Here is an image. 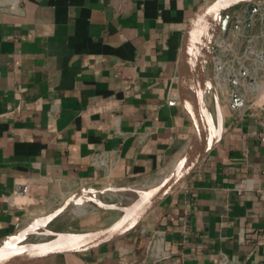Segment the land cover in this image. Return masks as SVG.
Instances as JSON below:
<instances>
[{
	"label": "crops",
	"instance_id": "0c3cea01",
	"mask_svg": "<svg viewBox=\"0 0 264 264\" xmlns=\"http://www.w3.org/2000/svg\"><path fill=\"white\" fill-rule=\"evenodd\" d=\"M211 1L0 0V240L82 188L142 187L186 152L177 43ZM222 113L212 150L135 229L32 264H264V143Z\"/></svg>",
	"mask_w": 264,
	"mask_h": 264
},
{
	"label": "water",
	"instance_id": "95a60500",
	"mask_svg": "<svg viewBox=\"0 0 264 264\" xmlns=\"http://www.w3.org/2000/svg\"><path fill=\"white\" fill-rule=\"evenodd\" d=\"M261 1L264 0H213L210 4L197 12L180 33L177 43L175 82L178 101L191 125L190 143L186 152L181 156H184L183 163L165 179L142 194V196L126 210H118L121 212L120 216L106 227L81 233L68 234H56L48 231L51 234L60 236L61 238L55 240L46 239L43 242L37 243H29L27 241V245L20 248L5 247L6 244L11 242L13 239L18 236H25L35 227H41L44 229L50 221L54 220L62 211L65 210L67 205L73 203L76 195L79 194L82 189H89L82 188L65 201H62L57 208L46 216L39 217L23 225L22 227L16 229L12 234L1 239L0 264H32L50 258L87 253L113 242L135 229L155 208H157L188 178V176L198 166L200 161L216 144L219 136L214 138V135L221 126L222 112L229 113L234 116V114L240 111L243 105V96L237 94L233 95V104L230 106V109L227 106L222 105L211 81L204 86L202 85L201 91L204 99L199 98L198 91L194 88V85H192L190 81L193 66L191 65L193 62L190 57L192 46L198 40L202 42L206 35V31L211 25L220 19H222V22L225 23V18H222V15H224L227 11L236 7L251 5ZM218 29L219 27L214 32V39L217 36ZM258 44L260 43H257V45ZM212 46L213 43L210 45L211 54ZM262 51L263 52L259 59L260 62L264 61V44L262 45ZM208 77L211 79L210 73ZM207 95H210L213 99V106L215 108V111H212L213 113L210 109H208L207 113H205L206 110L204 108V102L207 103L205 98ZM222 107L224 110H222ZM212 114L215 115V120L218 124L217 126L213 125ZM28 238L29 237H27L26 240H28Z\"/></svg>",
	"mask_w": 264,
	"mask_h": 264
},
{
	"label": "built area",
	"instance_id": "2783aa9c",
	"mask_svg": "<svg viewBox=\"0 0 264 264\" xmlns=\"http://www.w3.org/2000/svg\"><path fill=\"white\" fill-rule=\"evenodd\" d=\"M248 9L260 12L261 19L264 20V1L248 5ZM245 21L234 19L225 26L220 37L216 36L212 46L213 59L209 65V73L217 87L222 105L230 109L233 95L243 96V105L236 115L240 119L246 116L253 120L260 129L256 134L264 143V61L259 60L263 52L264 23H259L258 29L252 31L245 25ZM238 47L240 50L237 56L230 58L229 53ZM220 57L224 58V61H221ZM110 161L111 157L100 151L93 157L92 164L95 167H105ZM260 197L264 200L263 192Z\"/></svg>",
	"mask_w": 264,
	"mask_h": 264
},
{
	"label": "bare ground",
	"instance_id": "6f19581e",
	"mask_svg": "<svg viewBox=\"0 0 264 264\" xmlns=\"http://www.w3.org/2000/svg\"><path fill=\"white\" fill-rule=\"evenodd\" d=\"M222 22L217 21L213 25L209 27L206 31V35L202 42L198 40L192 46L190 57L193 62L192 70H191V83L194 85V88L198 91V95L200 99H204L203 93L201 91L202 85L204 86L210 81L213 83L215 90L217 92V87L213 81V79H209L206 76V67L210 64L213 55L210 53V45L214 43L215 39L213 38L215 30L219 26H221ZM219 81V79H218ZM206 98V96H205ZM203 102V100H202ZM209 103L204 102L205 113H207L209 109ZM220 129H218L214 135V138L220 136ZM184 161V156L179 158L169 169L168 173L163 176L161 179L154 180L150 183L144 184L140 188L131 187L125 189H114L108 188L102 191L90 190V189H82L79 194L76 195L73 203L75 205L74 214L82 215L85 213L87 207L93 210H101V209H117V210H126L133 204L136 200H138L142 194L148 191L150 188L157 185L163 179H165L169 174H171L178 166H180ZM104 196H107V199H103ZM27 237H37L41 239H59L61 238L58 235H54L46 231L41 227H35L30 230L25 236L16 237L11 242L6 244L7 247H15L20 248L27 245ZM5 245V244H4Z\"/></svg>",
	"mask_w": 264,
	"mask_h": 264
},
{
	"label": "rangeland",
	"instance_id": "374dc122",
	"mask_svg": "<svg viewBox=\"0 0 264 264\" xmlns=\"http://www.w3.org/2000/svg\"><path fill=\"white\" fill-rule=\"evenodd\" d=\"M222 18H225V23L222 22V19H220V22H222L221 26H219L217 37H220L223 34L224 26H227L231 22H233L234 19L240 18L242 21L244 19L246 20V24L248 29L254 31L258 29L259 23H264V20H262V16L260 12H253L249 11L248 5L246 6H240L236 7L234 9H231L227 11L224 15H222ZM223 25V26H222ZM224 27V28H223ZM240 50V47L236 48L234 52H230L229 56L230 58H235L237 56V52ZM228 55H226L227 57ZM240 56V55H239ZM221 58V57H220ZM221 61H224V58H221ZM209 75V70L206 73V76ZM207 103H209V109L210 111H215L214 108V102L210 95H207L206 97ZM221 103V100H220ZM222 110L223 107H222ZM213 113V112H212ZM169 169L162 175L156 177V179H161L163 176H165L168 173ZM152 182V181H151ZM140 188V187H138ZM90 189V188H89ZM74 193H72L70 196H72ZM69 196V197H70ZM69 197H66L62 199V201H65ZM103 199H107V196H104ZM62 201H58L53 210L57 208ZM86 211L82 215H75V205L73 203H70L66 206L65 210L62 211L58 217H56L54 220L50 221L44 229L56 233V234H68V233H81L91 230H96L99 228H103L114 222L121 214L120 211L115 209H101V210H93L89 207L85 208ZM52 210V211H53ZM29 243H37V242H43L45 239L37 238V237H30L27 240Z\"/></svg>",
	"mask_w": 264,
	"mask_h": 264
}]
</instances>
